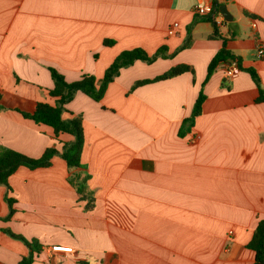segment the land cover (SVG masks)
<instances>
[{"label": "crops", "instance_id": "crops-1", "mask_svg": "<svg viewBox=\"0 0 264 264\" xmlns=\"http://www.w3.org/2000/svg\"><path fill=\"white\" fill-rule=\"evenodd\" d=\"M199 3L214 0H0V146L32 158L73 140L67 133L57 140L52 127L17 110L54 105L50 67L68 82L102 79L122 51L172 54L121 69L99 102L78 92L67 105L83 118V168L70 170L54 156L49 167L20 166L10 190L0 185V217L9 213L6 195L16 210L0 219V230L41 243L33 264L254 263L247 245L264 219V102L248 69L264 87V58L256 54L264 0L224 2L233 20L219 24L217 15L218 35L196 19ZM224 42L243 70L225 82L222 64L206 81ZM183 64L194 72L134 88ZM201 90L202 114L182 136ZM84 175L91 210L70 184ZM56 245L73 251L51 252ZM28 255L22 241L0 231V264Z\"/></svg>", "mask_w": 264, "mask_h": 264}, {"label": "trees", "instance_id": "trees-1", "mask_svg": "<svg viewBox=\"0 0 264 264\" xmlns=\"http://www.w3.org/2000/svg\"><path fill=\"white\" fill-rule=\"evenodd\" d=\"M227 0H214L213 13L206 16H196V19H204L214 25V35L219 34L216 17L219 14V8ZM255 20V15H250ZM191 40V28L188 29V37L186 45ZM113 40H106L105 44L113 45ZM185 47V46H184ZM172 56L167 55L165 48H160L155 54L150 55L142 48H134L122 51L113 63L106 69L102 79H97L94 75L83 74L82 77L73 82H68L65 77L55 68L50 67L52 79L54 81V88L48 90L49 95L54 98V105L44 102H37L31 109L20 110L17 109L25 118L33 120L37 124H46L53 128L54 135L57 140L61 134L67 133L72 135L73 140L63 142L62 150L55 147H50L45 150L43 155L39 158H32L18 151L0 146V185L6 186L8 190L11 189L9 185V178L16 172L20 166H26L30 169L49 167L54 156H60L64 159L70 170L83 168L81 162V155L85 144L83 118L81 115H73L68 110L67 105L75 98L78 92H82L95 101H101L110 83L120 74L121 69L133 65L137 61L152 63L160 57ZM229 61H237L240 70H243L240 60L231 53L224 42L223 47L215 54L208 66L206 81H208L214 74L216 69ZM185 72H194L189 65H179L171 68L166 73L154 78L137 81L135 87L149 84L152 82L166 80L179 76ZM253 81L259 90L257 102H264V87L261 84V79L255 69H248ZM230 81L225 79V82ZM2 94L0 93V110L4 107L1 103ZM206 99L203 90H201L191 116L183 123L180 129V135L184 136L186 132L194 125L196 118L202 114L203 103ZM65 113L71 114L70 117H65ZM188 124V125H187ZM90 175L73 176L70 177V184L80 194L81 199L86 201V210H91L95 205L94 193L88 190L87 182ZM5 200L9 206V213L6 217H0L4 221H9L15 213L14 203L15 199L6 195ZM0 231L8 234L14 239L22 241L29 248V255L23 257L18 264H33L36 255L42 252V245L37 239H27L21 234L14 233L11 229H1ZM247 247L255 253V260L253 264H264V219L260 220L253 238L248 243Z\"/></svg>", "mask_w": 264, "mask_h": 264}, {"label": "built area", "instance_id": "built-area-1", "mask_svg": "<svg viewBox=\"0 0 264 264\" xmlns=\"http://www.w3.org/2000/svg\"><path fill=\"white\" fill-rule=\"evenodd\" d=\"M214 7L213 5H206L203 3H199L198 5H196L195 11L198 15L200 16H206V15H210L213 13ZM218 23L221 24L223 23V21H225V19L223 18V16L219 13L218 14ZM256 22L254 23V26ZM179 27V23L175 22L173 23L172 27L169 29L168 33L170 35L174 34L176 29ZM257 57L259 58H264V41H261L257 47ZM240 73V68L238 66L237 61H231L227 67H226V71H225V75L226 78L229 80H232L234 78H236ZM61 252V253H71L73 251L72 247L69 246H63V245H56L53 246L51 248V252Z\"/></svg>", "mask_w": 264, "mask_h": 264}, {"label": "water", "instance_id": "water-1", "mask_svg": "<svg viewBox=\"0 0 264 264\" xmlns=\"http://www.w3.org/2000/svg\"><path fill=\"white\" fill-rule=\"evenodd\" d=\"M219 12L220 14L223 16V18L227 21V22H231L233 20V16L230 13V11L228 10V7L226 4H223L220 6L219 8ZM231 61H229L227 63V65L230 63Z\"/></svg>", "mask_w": 264, "mask_h": 264}]
</instances>
